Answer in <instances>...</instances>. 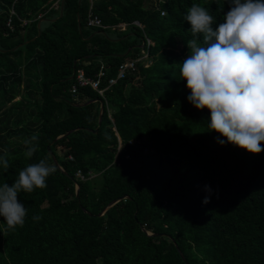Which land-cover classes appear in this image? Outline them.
Wrapping results in <instances>:
<instances>
[{"label":"trees","instance_id":"1","mask_svg":"<svg viewBox=\"0 0 264 264\" xmlns=\"http://www.w3.org/2000/svg\"><path fill=\"white\" fill-rule=\"evenodd\" d=\"M55 2L0 0V155L11 165L0 185L53 163L48 149L58 163L46 188L18 195L23 227L6 231L0 217V264H264V151L220 145L174 65L193 38L187 10L206 7L215 30L229 0ZM90 14L102 27L87 26ZM101 65L102 97L70 93L75 69L94 77ZM33 134L38 150L26 158Z\"/></svg>","mask_w":264,"mask_h":264},{"label":"clouds","instance_id":"2","mask_svg":"<svg viewBox=\"0 0 264 264\" xmlns=\"http://www.w3.org/2000/svg\"><path fill=\"white\" fill-rule=\"evenodd\" d=\"M229 3L230 10L215 30L216 20L206 7L193 4L187 10L184 20L191 25L193 38L186 42L189 52L183 62L174 65L180 80L186 81L188 102L198 111L209 110L207 128L218 134V143L257 155L264 151V0ZM22 143L24 156L31 158L38 150V134ZM10 166L5 150L0 167L6 171ZM56 171V165L44 158L20 170L11 186L0 185V217L6 231L24 226L28 209L18 195L46 188L47 178ZM205 190L211 194L207 186ZM208 202L206 196L202 203Z\"/></svg>","mask_w":264,"mask_h":264},{"label":"built area","instance_id":"3","mask_svg":"<svg viewBox=\"0 0 264 264\" xmlns=\"http://www.w3.org/2000/svg\"><path fill=\"white\" fill-rule=\"evenodd\" d=\"M60 2H61V0H56L55 4H58ZM10 13L13 14L14 13L13 10H11ZM136 24L139 25L138 23H136ZM6 26L8 28H11L10 19H8ZM87 26L100 28V27H102V23H101L100 19H98L96 16H93L90 14L88 17V20H87ZM145 43L147 45H151V42L149 39H146ZM145 58H146V55H144V57H142V59H145ZM139 60H141V59H139ZM138 61L137 60L127 61V62L121 64L118 67L116 77L109 79L107 81V85L108 86L114 85L117 80L123 79L125 77L126 72H128L129 70L135 69V66H136ZM105 76H106V73L104 71L103 65L100 66L98 72L96 73V75L94 77L87 76L83 68H77L74 70L73 78H74L75 82L72 85V87L70 88V93L75 95L79 88L89 87L93 91H95L99 96L102 97L105 89H102L100 87V84H101V80L103 78H105ZM118 143H119L118 149H120V146H121L120 140H118ZM130 144H131V142H130Z\"/></svg>","mask_w":264,"mask_h":264},{"label":"water","instance_id":"4","mask_svg":"<svg viewBox=\"0 0 264 264\" xmlns=\"http://www.w3.org/2000/svg\"><path fill=\"white\" fill-rule=\"evenodd\" d=\"M39 24H40V22L38 23V27L40 26ZM141 47H143V45H141ZM126 54H127V53H126ZM126 54H124V55H126ZM74 64H75V62H74ZM71 79H72V76L69 77V80H71ZM90 102H92V101H90ZM90 102H88V103H90ZM88 103H85V104H88ZM85 104H84V105H85ZM80 106H82V105H80ZM101 120H102V107H101V109H100V114H99V118H98V124H100ZM72 132H73V131H69V132H67V133L64 134V135L57 137L53 142H55L56 140L62 138L63 136H67V135H69V134L72 133ZM94 132H96V131H94ZM48 152H49V155H50V157H51L53 163L58 167V163H57L55 157L53 156L52 152H51L49 149H48ZM123 198H124V197H121V198H119V199H116V200L112 201V202L107 206V208H109L110 206L114 205L116 202L120 201V200L123 199ZM107 208H106V209H107ZM106 209H105V210H106ZM105 210L102 211L101 213H99L98 216H99V217L102 216V215L104 214ZM147 234H148L149 236H152V235H153V234H151V233H147ZM178 251H179V250H178ZM179 254L182 256V254L180 253V251H179Z\"/></svg>","mask_w":264,"mask_h":264},{"label":"crops","instance_id":"5","mask_svg":"<svg viewBox=\"0 0 264 264\" xmlns=\"http://www.w3.org/2000/svg\"><path fill=\"white\" fill-rule=\"evenodd\" d=\"M41 24H42V23H41ZM41 24H39V25L41 26ZM119 27L121 28L120 30H124V29H125V26H124V25H120ZM111 39H112V38H111ZM112 40H113V39H112ZM19 98H20V97L18 96V97L15 99V101H16V100H19ZM7 106H9V104H8ZM7 106H6V107H7ZM118 140H119V139H118Z\"/></svg>","mask_w":264,"mask_h":264},{"label":"rangeland","instance_id":"6","mask_svg":"<svg viewBox=\"0 0 264 264\" xmlns=\"http://www.w3.org/2000/svg\"><path fill=\"white\" fill-rule=\"evenodd\" d=\"M117 29H121V28H117ZM109 36H111V37H113V34H112V32H109ZM118 146H119V143H118ZM117 151H119V149L117 148Z\"/></svg>","mask_w":264,"mask_h":264}]
</instances>
